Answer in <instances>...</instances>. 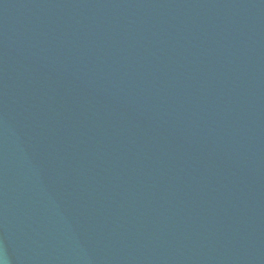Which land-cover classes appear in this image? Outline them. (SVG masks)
I'll return each instance as SVG.
<instances>
[{
	"label": "water",
	"instance_id": "water-1",
	"mask_svg": "<svg viewBox=\"0 0 264 264\" xmlns=\"http://www.w3.org/2000/svg\"><path fill=\"white\" fill-rule=\"evenodd\" d=\"M0 264H87L51 172L1 75Z\"/></svg>",
	"mask_w": 264,
	"mask_h": 264
}]
</instances>
